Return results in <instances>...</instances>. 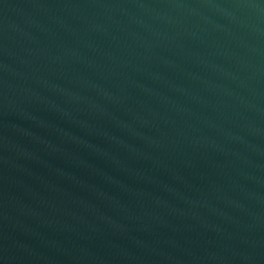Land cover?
Segmentation results:
<instances>
[{
  "label": "water",
  "instance_id": "95a60500",
  "mask_svg": "<svg viewBox=\"0 0 264 264\" xmlns=\"http://www.w3.org/2000/svg\"><path fill=\"white\" fill-rule=\"evenodd\" d=\"M0 264H264V0H0Z\"/></svg>",
  "mask_w": 264,
  "mask_h": 264
}]
</instances>
